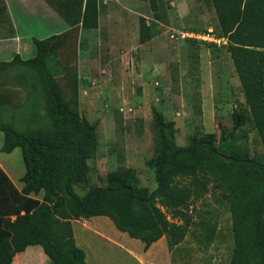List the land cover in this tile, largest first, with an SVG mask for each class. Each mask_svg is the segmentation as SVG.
<instances>
[{"label":"rangeland","instance_id":"obj_1","mask_svg":"<svg viewBox=\"0 0 264 264\" xmlns=\"http://www.w3.org/2000/svg\"><path fill=\"white\" fill-rule=\"evenodd\" d=\"M154 6L149 0H97L94 29L62 23L44 37L30 29L33 47V39L46 38L43 62L60 104L70 108L67 124L83 147L71 191L81 198L92 187L119 182L150 192L158 158L212 134L221 154L200 147L196 160L204 164L210 159L213 173L207 168V176L224 174L232 182L234 206L244 220V244L236 257L229 202L221 195L227 191L214 177L192 200L185 234L171 247L162 236L144 249L105 216L72 219L76 240L85 242L80 248L92 264H251L247 253L253 230L264 222V171L225 157L264 164V146L250 120L232 129V114L245 103L226 41L181 37L208 28L214 33L215 15L205 0H154ZM140 23L156 34L140 42ZM34 55L35 48L29 58ZM28 67H18L24 72L19 78H25L21 87L11 76L0 78V169L5 175L0 177V220L12 218L24 197L21 149H4L14 143L10 130L43 142L59 129L44 79L37 67ZM152 108L162 129L154 126ZM28 195L41 201L42 191ZM10 264L54 261L36 243L14 253Z\"/></svg>","mask_w":264,"mask_h":264},{"label":"trees","instance_id":"obj_2","mask_svg":"<svg viewBox=\"0 0 264 264\" xmlns=\"http://www.w3.org/2000/svg\"><path fill=\"white\" fill-rule=\"evenodd\" d=\"M68 26L81 29L97 27V0H44ZM215 15L214 34L226 39L228 53L241 92L245 108L232 114V129L245 119L252 122L264 146V0H205ZM155 9L154 0H149ZM156 33L139 24V41L150 39ZM43 39H33L35 55L20 60L18 55L0 68L18 61L23 67H37L44 79L52 104V113L59 120V129L46 141L10 130L14 143L4 146L6 152L19 146L25 164L23 198L12 218L0 220V264H10L14 253L27 246L40 244L43 252L54 264H88L83 250L73 239L71 220L78 217L105 216L118 231L138 239L146 249L164 236L169 247L180 242L190 221L188 208L206 190L208 168L213 173L210 159L197 162L200 147L214 154H221L212 134L193 139L183 148L173 150L168 158H158L155 164V188H132L116 182L112 186H95L81 198L72 191L77 170L81 168L83 147L67 124L70 108L60 104L50 71L43 59ZM154 126L164 124L159 113L152 108ZM84 121V119H82ZM232 164L247 163L264 171V164L246 158L225 157ZM225 175L215 176L222 197L229 202L232 229L236 244V257L241 253L246 234L244 220L234 206V193L229 190L232 182ZM0 177L5 175L0 169ZM9 187V186H8ZM42 191L41 201L28 194ZM59 192L63 193L62 195ZM233 194V195H232ZM22 212V213H20ZM251 264H264V222L253 230L251 248L247 253Z\"/></svg>","mask_w":264,"mask_h":264},{"label":"crops","instance_id":"obj_3","mask_svg":"<svg viewBox=\"0 0 264 264\" xmlns=\"http://www.w3.org/2000/svg\"><path fill=\"white\" fill-rule=\"evenodd\" d=\"M50 17L53 21L49 20ZM54 22L55 24H53ZM62 23L65 22L44 0H0V62L9 61L14 55H18L20 60L29 58L34 48L29 36L30 29L37 31L40 37H44L46 34L42 35L45 31L49 32L50 29L54 31L52 26L57 25L60 27ZM19 64L18 61L14 60L12 64L1 67L0 78L5 80V78L11 76L14 85L23 84L25 78L24 76L19 78V76L21 73L24 75V72H20L22 65ZM13 67L15 70L6 74V69H12ZM14 74H16V77H14ZM71 225L75 244L78 247H84L85 242H82V244L77 242L72 222ZM83 252L85 261L92 264L86 251L83 250ZM122 263L125 262L122 261Z\"/></svg>","mask_w":264,"mask_h":264},{"label":"built area","instance_id":"obj_4","mask_svg":"<svg viewBox=\"0 0 264 264\" xmlns=\"http://www.w3.org/2000/svg\"><path fill=\"white\" fill-rule=\"evenodd\" d=\"M191 37V38H195V39H200L202 41H212V42H216V43H220L221 42H225L226 39L223 36H216L213 32L211 28H208L205 32L202 33H182L181 37Z\"/></svg>","mask_w":264,"mask_h":264}]
</instances>
